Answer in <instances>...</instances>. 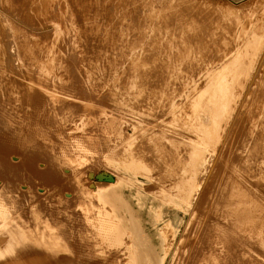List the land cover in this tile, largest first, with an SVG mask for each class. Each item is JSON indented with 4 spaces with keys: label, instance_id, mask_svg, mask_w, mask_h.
Segmentation results:
<instances>
[{
    "label": "bare ground",
    "instance_id": "1",
    "mask_svg": "<svg viewBox=\"0 0 264 264\" xmlns=\"http://www.w3.org/2000/svg\"><path fill=\"white\" fill-rule=\"evenodd\" d=\"M197 3L201 10L172 0H0V196L19 210L27 231L24 244L13 248L0 223V264H65L55 235L45 242L37 223L46 218L45 207L62 208L56 192L76 188L71 163L77 149H104L106 142V150H115L127 131L122 116L121 123L115 117L126 112L152 125L147 140L162 146L165 162L182 165L179 151L187 153L199 180L214 161L209 192L193 194L186 208L160 205L148 231L144 181L123 177L116 191L95 196L99 216L76 221L71 212L69 221L79 222V230L96 225L112 243L130 239L127 262L89 258L79 264H164L177 248L184 251L174 252L173 264L264 263V38L256 36L264 22L244 21L243 14V21L217 20L218 5ZM128 156L129 164L138 159L134 151ZM109 173L93 178H119ZM187 216L184 234L168 240L164 232L162 242V224L180 229ZM85 240L74 247L93 258V244Z\"/></svg>",
    "mask_w": 264,
    "mask_h": 264
},
{
    "label": "rangeland",
    "instance_id": "2",
    "mask_svg": "<svg viewBox=\"0 0 264 264\" xmlns=\"http://www.w3.org/2000/svg\"><path fill=\"white\" fill-rule=\"evenodd\" d=\"M174 1V3L178 4V5H183V3H191L189 4L190 6L191 5H195V6H192L194 8H196V6L198 7V0L196 2V0H172ZM180 3H179V2ZM209 2L210 4L212 5H218L219 8H215L219 14V16L217 15H214L216 17L217 20L222 17V18H225V19H229L231 18V20H236L238 18V20H242L244 19V21H246V19L248 21H255V20H262V22H264V0H202V2ZM196 2V3H195ZM182 3V4H181ZM193 3V4H192ZM251 3V4H250ZM260 5H258V4ZM198 4V5H197ZM248 4V5H247ZM255 4V5H254ZM263 4V5H261ZM200 5H202V10L203 9V4L200 2ZM247 5V6H246ZM221 6V8H220ZM231 6L232 9H229ZM201 7V6H200ZM200 7H198V10H201ZM223 7V8H222ZM240 7V8H239ZM252 8V9H251ZM222 9V10H221ZM225 9H226V14L225 13ZM230 10V11H227ZM239 9V10H238ZM251 9V10H250ZM260 9V10H259ZM214 10V9H213ZM246 10L249 12V14L245 13ZM233 11V12H232ZM237 11V12H236ZM240 11V12H239ZM253 11H258V12H254V13H251ZM261 11V12H260ZM245 15H244V13ZM260 12V14H258ZM230 13V14H229ZM250 13L251 14H254L255 16V19L253 17V15L250 16ZM243 14V15H242ZM229 15V16H228ZM236 15V16H234ZM245 16L243 19L241 17H238V16ZM247 15V16H246ZM257 15H260L257 16ZM224 16V17H223ZM257 16V17H256ZM263 16V17H262ZM234 17L236 19H234ZM249 17V19H248ZM221 18V19H222ZM251 18V19H250ZM220 20V19H219ZM264 23L262 24V30L258 32V34L256 35L257 36V39L259 40H263L264 38ZM263 37V38H259V37ZM264 43V41H263ZM111 107V106H110ZM109 112H111V109H109ZM130 113L126 112V114H116L117 117H115V120L117 121L118 119V122H120V119H121V116L123 119L122 120V125L123 126H127L126 129L127 131L125 132V134L123 136H120L121 138H119V136L117 137L118 142L117 145L118 146H114V149L113 151L111 150H106L105 147L107 148V144L105 146V143L103 144L104 145V149H98L96 148V146H90L88 147L87 149L85 150H82V149H77L78 151V156L74 159V163H71V166H73V168L76 170L77 174L79 175L77 177V181L75 182L74 186L73 187H76V188H68L67 189V192L65 189H63V191L59 190L58 192H56V198L54 199V201L59 205V202H60V205L62 206V208H60V206H58V211L56 212V209L53 211L51 209H47L45 207V212L47 213V216L46 218L41 221H39L37 223L38 227H43L42 228V231L43 233L45 234L43 240L45 242H51L52 241V238H47V236L49 237H53L55 235V241L56 243H58V248H57V252L59 253L60 256H62L63 258L65 259H62L64 261L65 264H79L81 263V260H82V263L85 262V260L87 259H116V258H119L118 260H123L125 262H127L128 260V256H127V249L131 246V241L130 239H128L127 237L125 238L124 242H120L119 244L117 243H112V241H110L109 239H107V237L105 236L104 234V231L101 230L99 227H97L96 225H89L84 229L82 230H79V227H81L80 223L79 222H70L69 221V218H70V213L73 214L76 219V221L79 219V218H82V217H96L97 215L99 216V212L100 210L97 208V194L100 195V194H105L106 191L108 189H112L113 191H116L117 188H120V181L122 180L123 177H136L138 180H141V181H144V183L142 184V194H143V200L142 202L143 203H146L147 207H143L142 208V214H143V218L144 220L146 221V229L148 231H152L151 229V222L152 221H156L160 218V208L159 207L160 205H164L163 207H165L166 205H177L179 206V208H186L187 205L189 203H191V200L192 202H194L195 200L192 198V195H198L200 194L201 192H203L205 189L207 191V189L209 190V174H210V171L212 169V166H213V162L211 163L212 166L209 167L208 171L206 174H204L203 178L200 177V179L198 180L197 177L195 176H198V172H197V169L196 167L194 166V164L191 162V158H189V155L187 156V153L183 155V153L181 151H179L180 149H178L179 153H181L182 155V159H183V163L182 165H177V164H172L170 162H165V160L161 159V156L162 154L160 155L159 150L158 151V148H162L161 147H157L158 145H152V143H149L151 142V140L148 138V137H152V125H150L149 127L146 125V123L144 125H142L140 119L136 118L135 116H133L132 114L129 115ZM117 118V119H116ZM144 118V121H147L148 119ZM152 119V118H151ZM150 120V122L152 123V120ZM136 120V122H135ZM128 124H126V123ZM149 122V123H150ZM140 123V124H139ZM121 125V126H122ZM122 126V127H123ZM133 126V127H132ZM136 127V128H135ZM146 127V128H144ZM144 128V129H143ZM151 128V132L149 131ZM149 129V130H148ZM142 130L145 131V133L147 134H144L142 133ZM148 130V131H147ZM137 131H138V134H137ZM148 132L150 133V135L148 134ZM168 132L167 133V137L170 138L172 137V134ZM135 134V135H134ZM137 134V136H136ZM143 134V136H142ZM100 134H97L95 139L96 142L100 140V138L98 137ZM134 135V137H132ZM141 135V138L138 139ZM148 136V137H147ZM163 136V134H162ZM137 138V139H136ZM143 138H145V140H143ZM99 139V140H98ZM134 139V140H132ZM137 141H136V140ZM149 142H148V140ZM126 140V141H125ZM144 141V142H141V141ZM147 140V142H146ZM124 141V142H122ZM132 141V142H131ZM131 142V143H130ZM136 142V143H135ZM121 143L123 145H121ZM127 145H126V144ZM143 143H146V144H143ZM131 144V145H130ZM135 144V145H134ZM137 144V145H136ZM150 144V145H149ZM121 145V146H120ZM129 145V146H128ZM152 145V146H151ZM124 146V147H123ZM128 146V148H127ZM136 146V147H135ZM139 146V147H137ZM147 146V147H146ZM151 146V150L149 151V147ZM155 146V147H154ZM120 147V148H118ZM134 147V148H133ZM131 148V149H130ZM137 148V149H135ZM140 148V149H139ZM94 149H97V150H94ZM133 149V150H132ZM153 149V150H152ZM156 149V150H155ZM167 150V148H164ZM94 150V151H92ZM117 150L120 152V150H122L121 153H118ZM135 152V154L137 155V161L134 163V164H129L128 163V160H127V157L130 158L128 156V154H130V152L132 151ZM143 150V152L141 153V151ZM146 150V151H145ZM110 151V153H109ZM138 151V152H137ZM153 151V152H152ZM115 152V153H114ZM157 152V153H156ZM166 152L168 153V150L164 152V154H166ZM148 153V154H147ZM118 154V155H117ZM127 156V157H126ZM151 156V157H150ZM167 156V155H166ZM186 156V157H185ZM117 157V158H116ZM184 157V158H183ZM78 158V159H77ZM149 158V159H148ZM189 158V159H188ZM142 159V160H141ZM145 159V160H144ZM144 160V161H143ZM141 161V162H140ZM147 161V162H146ZM150 161V162H149ZM131 162V161H130ZM149 162V164H148ZM153 162V163H152ZM147 163V164H146ZM169 163V164H168ZM145 164V165H144ZM187 164V165H186ZM193 164V165H192ZM82 165V166H81ZM151 165V166H150ZM171 165V166H169ZM185 165V166H184ZM189 165V166H188ZM192 165V166H191ZM153 166V168H152ZM174 168H173V167ZM171 167V168H170ZM194 167V168H193ZM155 168V169H154ZM159 168H162L159 170ZM181 168V169H180ZM189 168H192V169H189ZM189 169V170H188ZM194 169V170H193ZM172 170V171H170ZM175 170V171H174ZM191 170V172H190ZM196 170V171H195ZM90 171V172H88ZM108 171V172H107ZM175 173H174V172ZM94 172V173H93ZM109 172H112L114 173L116 176H118L119 178L116 179L117 180V183L118 184H115V185H111L113 184V182L115 183L116 180L113 179L114 181L111 183V181H107V180H100L98 181L96 178H93V177H96L98 174H102L106 177H109L111 176V174ZM117 172V173H116ZM161 172V173H160ZM162 172H167L169 174H164ZM184 172V173H183ZM188 172V174H187ZM196 174L194 176V174ZM90 174V175H89ZM92 174H94L92 176ZM182 175V176H181ZM88 176L91 177L93 180H90L88 179ZM174 176V177H173ZM180 176L181 180L180 181H183L185 182V186L184 183L181 182V184H179L178 182L180 178H178ZM190 176V177H188ZM194 176V177H193ZM149 177V178H148ZM159 177V178H158ZM168 177V179H167ZM193 177V178H192ZM165 178V179H163ZM169 178H171V180H169ZM197 180H196V179ZM206 178V179H205ZM106 179V178H105ZM155 179V180H154ZM163 179V180H162ZM186 179V180H185ZM87 180V181H86ZM157 180V181H156ZM169 180V181H168ZM177 180V185L174 183V181ZM196 180V181H194ZM205 180V181H204ZM165 181V182H164ZM173 181V182H172ZM157 184H156V183ZM161 182V183H159ZM170 182V183H169ZM188 182V184H187ZM195 182V184H193ZM81 183V184H79ZM83 183H85L83 185ZM95 183V184H94ZM99 183V184H98ZM165 183V184H164ZM173 185H172V184ZM208 183V184H207ZM151 184V185H150ZM178 184H179V187H178ZM191 184V185H190ZM198 184V185H197ZM92 185V187H91ZM98 185V186H97ZM112 186V187H109V186ZM149 185V186H148ZM156 185V186H154ZM165 185V186H164ZM169 185V186H168ZM172 185V186H170ZM188 185V188L187 186ZM193 185V187H192ZM204 185V186H203ZM207 185V186H206ZM71 186V185H70ZM82 186V188H81ZM191 186V188H190ZM196 186V188H195ZM203 186V187H202ZM158 187V188H157ZM162 187V188H161ZM164 187V188H163ZM170 187H173V188H170ZM178 187V188H176ZM180 187H183L180 189ZM1 188V187H0ZM97 188V189H96ZM156 190H155V189ZM186 188V189H185ZM203 188V189H202ZM72 189V190H70ZM75 189V190H73ZM80 189V190H79ZM95 189V190H94ZM99 189V190H98ZM103 189V190H102ZM172 189V191H170ZM177 189V190H176ZM24 190V189H23ZM22 190V191H23ZM28 190V189H27ZM56 190H58L56 188ZM92 190V191H91ZM165 190V191H164ZM167 190V191H166ZM186 190V191H185ZM191 190V191H190ZM69 191V192H68ZM152 191V193H151ZM179 191H183V194L185 193V196L186 198H184V195L181 194V192ZM185 191V192H184ZM189 191V192H188ZM24 192V191H23ZM27 192V191H26ZM155 192V193H154ZM161 192V193H160ZM174 192V193H172ZM180 194H178V193ZM188 192V193H187ZM199 192V193H198ZM209 192V191H207ZM206 192V193H207ZM3 192L1 191L0 189V194H2ZM28 193V192H27ZM25 193V195L27 194ZM30 193V192H29ZM61 193V194H59ZM85 193V194H84ZM92 193V194H91ZM150 193V194H149ZM160 193V194H159ZM176 193V195H175ZM41 194V193H40ZM178 194V195H177ZM209 194V193H208ZM206 194L208 197L209 195ZM4 195V193H3ZM2 195V196H3ZM156 195V196H155ZM27 196V195H26ZM29 196V194H28ZM27 196V197H28ZM93 196V197H92ZM96 196V197H95ZM159 196V198H158ZM177 196V198H176ZM180 196V197H179ZM183 196V197H182ZM163 197V198H162ZM179 197V198H178ZM184 198L185 200L183 199H180V198ZM208 197H206V201L208 200ZM192 198V199H191ZM2 199V200H1ZM169 201L170 203H165V201ZM83 200V201H82ZM172 201V202H171ZM11 202V200H10ZM9 202V199L6 198L4 196V200H3V197L0 196V223H2V226L3 228L5 227V230H6V233H5V236L7 235V239H10L12 241H10L12 244H11V247L13 248H17L18 246H22L24 243V239L23 238V232H27L24 227L22 226H26L24 225V223L21 221V220H17V219H20V216L17 215V213H19V210L13 208V203H10ZM81 202V204H79ZM91 204H90V203ZM69 203V204H68ZM84 203V204H83ZM208 203V202H207ZM206 203V205H208ZM3 204V205H2ZM67 204V205H66ZM79 205H81V207H78ZM4 206V207H3ZM7 206V207H6ZM64 206H70V210H66L67 208H64ZM83 206V208H82ZM75 207V208H74ZM96 207V208H95ZM162 207V208H163ZM8 211H7V210ZM62 209V210H61ZM91 209V210H90ZM16 210V211H15ZM96 210V211H95ZM137 210V209H136ZM18 211V212H17ZM152 211V216L150 217L149 215V212ZM68 216H66L64 213ZM8 213V214H7ZM13 213V214H12ZM61 213V214H60ZM15 214V215H14ZM52 214V215H51ZM63 214V215H62ZM93 214V215H92ZM62 215V216H61ZM2 216V218H1ZM61 218H60V217ZM4 217V218H3ZM15 217H18V218H15ZM14 218V219H13ZM151 218V219H150ZM17 221H16V220ZM48 219V220H47ZM5 220V221H4ZM80 220V219H79ZM78 220V221H79ZM190 218L187 216V218L185 219V223L184 225L181 226V228L179 229L178 227H176V225L174 226H167L165 224H162V227H161V241L164 242V237L163 238V233L165 232V234L168 236V240L172 238V236L174 235V232L176 233H183V231H185L190 223ZM10 221V222H9ZM22 222V223H21ZM64 222V223H63ZM18 223V224H17ZM42 223V225H41ZM187 223V224H186ZM10 224V225H9ZM20 224V225H19ZM70 224V225H69ZM87 225V224H86ZM186 225V226H185ZM7 226V227H6ZM78 229V230H75V228ZM13 228V229H12ZM186 228V229H185ZM165 229V230H164ZM178 229V230H177ZM71 230V231H70ZM169 230V231H168ZM77 231V232H76ZM75 232V233H74ZM69 233V234H67ZM82 233L80 236L79 234ZM99 233V234H98ZM169 233V235H168ZM31 234V233H30ZM75 234V235H74ZM83 234L85 236H83ZM63 235V236H62ZM90 237H89V236ZM104 235V236H103ZM57 236V237H56ZM73 236V238L71 237ZM88 236V237H87ZM68 237V238H67ZM71 237V238H70ZM86 237V238H85ZM123 237V236H122ZM54 238V237H53ZM58 238V240H57ZM89 240H88V239ZM95 238V239H94ZM70 239V240H69ZM72 239V240H71ZM78 239V240H77ZM80 239L82 240H85L84 241V244L87 246L88 244H93L92 247H91V255L93 256V258L90 256H88V250H84V249H81L80 252L78 251V248L75 249V247L79 246V243H80ZM99 239V240H98ZM65 240H66V243H65ZM69 240V241H68ZM75 240V241H74ZM77 240V241H76ZM20 241V242H19ZM71 241V242H70ZM91 241V242H90ZM95 241V242H94ZM105 241V242H104ZM167 241V240H166ZM26 242V241H25ZM68 242V243H67ZM76 242V246L74 247V243ZM83 242V241H81ZM93 242V243H92ZM70 243V244H69ZM72 243V244H71ZM88 243V244H87ZM106 243V244H105ZM125 243V244H124ZM170 243V241H169ZM95 244V245H94ZM97 244H100V245H97ZM127 244V245H126ZM66 245V246H65ZM67 245H71L70 248H67L68 246ZM101 245H103L101 247ZM185 245V249L186 251L189 250L190 248ZM105 246V247H104ZM73 247V249L71 248ZM108 247V249H107ZM182 248V247H181ZM67 249L69 251H67ZM75 249V250H74ZM113 249V250H112ZM178 249V248H177ZM176 249V250H177ZM1 250V249H0ZM3 252L1 253H4L5 250L2 248ZM1 250V251H2ZM72 250V251H71ZM84 250V251H83ZM123 250V251H121ZM175 250V251H176ZM71 251V252H70ZM78 251V252H77ZM118 251V252H117ZM125 251V252H124ZM175 251H172L171 252V255L170 257H168V259H164V264H173V260L172 259V256L174 255V252ZM180 251H184L183 249L180 250L178 249V252ZM70 252V253H69ZM74 252V253H73ZM117 252V253H116ZM79 253V255L77 254ZM98 253V254H97ZM110 253V254H109ZM120 253V254H118ZM72 254H74V258L75 261H80V262H77V263H74V258L73 256H71ZM77 254V255H76ZM97 254V255H96ZM105 254V255H104ZM108 254V255H106ZM115 254V255H114ZM84 255V256H82ZM112 255V256H111ZM116 255H118V257H115ZM71 256V257H70ZM81 256V257H79ZM127 256V257H126ZM0 262L3 261V259L5 258V255L3 256V254L0 255ZM79 257V258H78ZM88 257V258H87ZM71 259H73L72 261H70ZM264 259V258H263ZM224 260H227V262H223L224 264H234L233 263V259H224ZM100 261V260H99ZM73 262V263H72ZM98 263V262H96ZM222 263V264H223ZM245 264H247L246 260L244 262ZM244 263H239L237 262V264H244ZM251 264V263H250ZM264 264V263H263Z\"/></svg>",
    "mask_w": 264,
    "mask_h": 264
}]
</instances>
